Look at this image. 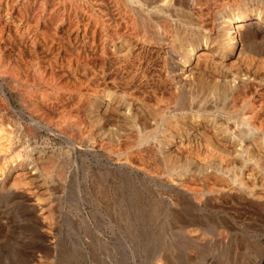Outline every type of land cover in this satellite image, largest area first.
I'll list each match as a JSON object with an SVG mask.
<instances>
[{"label": "rangeland", "instance_id": "rangeland-1", "mask_svg": "<svg viewBox=\"0 0 264 264\" xmlns=\"http://www.w3.org/2000/svg\"><path fill=\"white\" fill-rule=\"evenodd\" d=\"M201 1L193 12L172 0H0V264H167L164 255L172 264H264L258 200L207 174V187H224L209 196L219 207L205 205L206 185L193 179L187 183L201 188L202 200L182 204L170 191L183 190L172 175L150 178L163 168L155 151L161 124L185 116L159 107L180 88L165 42L202 15L213 33L216 11L239 0ZM103 92L158 106L156 130L109 132L123 119L112 106L92 116ZM107 125L111 135L103 136L98 127ZM40 169L49 174L42 184ZM186 205L215 230L182 228Z\"/></svg>", "mask_w": 264, "mask_h": 264}, {"label": "bare ground", "instance_id": "bare-ground-1", "mask_svg": "<svg viewBox=\"0 0 264 264\" xmlns=\"http://www.w3.org/2000/svg\"><path fill=\"white\" fill-rule=\"evenodd\" d=\"M141 1L143 2V0H140V2ZM200 1L201 0H172L174 3H171L177 6L179 5L180 7L183 5L185 8L187 7L193 11L194 8L198 9V7L194 6L198 5ZM165 2L168 3V0H144L145 5H162ZM217 2L219 1L217 0ZM201 3L199 4L201 5ZM204 3H206V1ZM231 3L232 2L227 3V5L224 4V7L222 8L221 6L222 9L220 8L221 11L220 9L216 11L219 12V14H217L220 18V23H217L219 26L216 25L218 28L213 33H209V29H205L203 23L200 22L199 17L202 18L203 15L199 16V14L196 13V15L199 16V22L197 20L194 24L189 23L191 26H187L190 28H186L189 31L185 30L186 33L184 34H181L184 31L179 33L181 36L179 37L178 35V38L173 37L174 40L170 39L171 42L170 40L167 42L164 41L167 43V50L171 55L170 63L172 67L175 68L173 77L179 83L178 86L180 85V88L173 102L167 103L170 104L169 106L162 105V107L160 105L159 107L162 109L172 108L177 111L180 110V114H182L181 111H184L185 113L183 115L185 116L179 117L177 116L179 113H174L173 115L177 117L173 116L174 118H167V122L163 120L165 122H163V125L161 124L162 122L160 123L161 130H159V132L162 131L161 137H163L161 139L158 135L160 138L159 143L157 142L158 146L154 147L155 149L157 148L155 151L159 154L158 156L162 157L163 164L160 165L163 168L160 167L161 170L157 169L158 172L156 171V174L151 173L152 175H149L150 178L155 181H163V173L167 172L172 175V180H178L176 183L180 182V186H183V190L170 189V191L176 194V196L173 195L176 199H179L181 202L183 201L182 204H184L185 201H191V204L192 202L194 204V201L197 202L199 198L197 193L201 190V188L197 190L198 188H195L194 185V187H191V185L189 186L187 180L193 179L201 183V181H204L207 174H211L210 177L213 174L212 177L215 175H222L227 179L228 185L232 186L234 189L237 187L240 190L238 191L239 194L241 192L242 197L258 200L259 213L264 216V0H239L233 4ZM176 5L175 7H177ZM200 8L201 7H199V9ZM203 12L204 11H202V13ZM172 34L173 33H171L170 38H172ZM124 41L119 40L117 43L119 52L121 53L127 50V45ZM96 99L92 116L97 114L101 108L112 106L117 110L116 116L123 119L120 123L115 122L113 126L114 129L112 125H110V128L113 130L108 131H113L115 136H117V133L125 134V132L128 131H137L138 133L140 127H143L146 132L147 129L145 128L150 127L149 129L152 130L148 131H151V134L153 133V129L156 130L155 128L161 121L159 120L161 119L159 115L161 113H159L160 109L158 106L157 108L159 110H148L141 102L130 100L131 98L126 100L124 97L122 98L121 95L111 96L108 92L101 93ZM161 111L162 110H160V112ZM167 116H164V118ZM98 120L99 119L96 121ZM98 128L99 133L101 132L103 136L109 134L107 133L109 125H107V127L99 126ZM142 132L144 133V131H139V133L143 134ZM141 134V137L146 138L149 132L143 134L146 136ZM124 160L121 164L123 166L128 162V159ZM129 164H131V162ZM129 166L137 170L143 169V167L140 168L133 164ZM43 173L46 172L43 170L41 172L40 169V172L38 171L36 174L35 178L38 183L40 182L42 184L47 175H49L46 173L47 175L44 178L45 174ZM168 177L170 176H167V178ZM204 185L206 184L204 183ZM207 186L208 185L205 186V189L203 186L202 189L208 194V197H206L204 201L205 205L209 208L219 207V204L217 202L216 204L213 203V199H210L209 196L212 193L214 194L215 192L221 191L224 187L211 186L212 188H210V186ZM216 193L215 195H217ZM203 194H201V196ZM163 203L165 204V202ZM193 206L194 205H192V207ZM174 207L175 206H173V208ZM186 207L188 206H181L184 210H187ZM42 208L44 209V207ZM171 211L174 212V210ZM187 213L190 214L188 210ZM192 213L186 216V219L182 221L183 225L181 224V227L194 225L205 229L208 226L214 228L218 225L205 224L207 220L203 222V219L193 216ZM225 225H228V227L232 226L229 223H225ZM216 229L218 230V228ZM163 258L166 260L167 264H172L173 261L170 262L169 257L164 255Z\"/></svg>", "mask_w": 264, "mask_h": 264}]
</instances>
